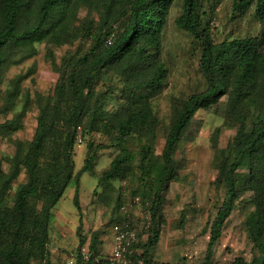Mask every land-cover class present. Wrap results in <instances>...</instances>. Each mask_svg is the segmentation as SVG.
<instances>
[{"label": "trees", "instance_id": "trees-1", "mask_svg": "<svg viewBox=\"0 0 264 264\" xmlns=\"http://www.w3.org/2000/svg\"><path fill=\"white\" fill-rule=\"evenodd\" d=\"M206 1L182 0L183 12L176 20L199 52L204 88L174 100L158 154L160 119L153 100L167 85L164 38L175 0H0V84L11 67L37 56L38 44L46 45V57L58 74L52 95L24 89L35 73L30 68L11 80L3 96L0 115L12 117L0 124V137L15 145V153L0 159V264H51L54 209L72 181L80 211L78 252L87 244L90 248V260L78 257L77 264H108L107 257H99L100 233L89 240L84 235L80 187L85 173L94 175L99 152L110 148L119 153L101 173L93 194L102 185L110 188L112 181L125 183L128 194L149 212L140 232L126 217L115 220V228L137 231L131 259L186 264L156 261L152 252L166 224V194L178 175L176 154L196 114L218 107L222 100L224 117L237 127V136L220 148V130L213 135L215 185L224 189V197L210 225L202 264H213L215 247L243 194H248L245 202L251 208L247 231L258 255L251 261L237 257L232 264H264V0H231L234 17L253 12L260 32L221 42H215L206 20ZM65 45L74 49L57 62L54 49ZM34 107L38 116L33 138L14 139ZM79 131L84 139L99 137L103 142L88 143L84 164L76 171ZM121 200L119 196L118 208ZM185 220L182 213L180 226Z\"/></svg>", "mask_w": 264, "mask_h": 264}, {"label": "rangeland", "instance_id": "rangeland-1", "mask_svg": "<svg viewBox=\"0 0 264 264\" xmlns=\"http://www.w3.org/2000/svg\"><path fill=\"white\" fill-rule=\"evenodd\" d=\"M182 0H175L164 38L163 59L169 69L166 88L153 100V105L160 119L158 127L157 152L161 154L165 144L171 121L174 100L186 99L204 88V80L199 70V52L194 49L191 37L179 29L177 18L183 12ZM203 11L206 20L210 21V29L215 42H221L231 37L255 36L260 32V25L249 12L243 18L234 17L231 0H207ZM85 13L82 14L84 16ZM36 57L19 66H13L7 72L0 84V106L5 91L11 80L18 74L27 73L30 68L35 73L23 84L24 89L32 94L39 92L52 95L58 78L51 62L46 57L45 44H38ZM74 49L70 45L55 48V57L60 62L62 57ZM225 100L211 110L199 111L190 127L186 141L176 154L178 175L171 183L166 194L164 213L166 224L159 245L153 250V259L165 263L202 264L210 239V225L217 214L224 197V189L217 188L215 181L216 151L213 147V135L220 130L219 147L226 148L237 136V127L224 117ZM38 109L36 107L27 115L23 130L14 134V139L30 141L37 126ZM0 115V124L10 119ZM103 142L99 137L84 139L81 146L75 147L76 171H79L85 160L87 145L90 141ZM15 145L0 137V159L13 156ZM116 148L99 152L95 163V173H85L81 178L80 205L84 223V235L89 240L94 232L100 233L99 257L110 256L114 248L115 220L126 217L138 230L144 231L149 219L147 206L134 203L135 198L126 191V184L118 181L110 182L97 188L98 178L108 169L113 158L118 155ZM5 171L9 164L4 162ZM24 179V174L19 182ZM18 183L14 185L16 188ZM76 183L72 181L63 198L54 209L55 217L50 240L51 264H67L72 255L78 253V226L80 211L74 203ZM123 203L120 208L118 198ZM248 194H243L236 208L227 220L222 237L215 247L213 264H232L237 257L251 261L258 255L257 247L250 240L247 231V220L251 208L245 202ZM185 213L186 220L180 226L181 215ZM146 239L143 237V240Z\"/></svg>", "mask_w": 264, "mask_h": 264}, {"label": "built area", "instance_id": "built-area-1", "mask_svg": "<svg viewBox=\"0 0 264 264\" xmlns=\"http://www.w3.org/2000/svg\"><path fill=\"white\" fill-rule=\"evenodd\" d=\"M77 145L81 146L84 143V137L82 132L79 131L76 137ZM134 203L140 204L139 198L134 200ZM138 242V235L136 230L123 231L120 228H115L114 235V248L107 257L108 264H143L142 261H134L131 259L133 253V245ZM81 258L84 262L90 260V248L89 245H85L77 253V255H72L67 264H77V259Z\"/></svg>", "mask_w": 264, "mask_h": 264}]
</instances>
